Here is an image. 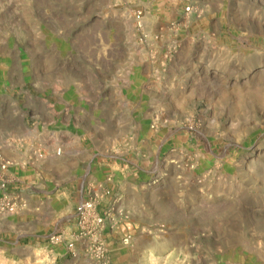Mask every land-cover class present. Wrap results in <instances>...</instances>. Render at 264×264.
Returning <instances> with one entry per match:
<instances>
[{
	"label": "rangeland",
	"instance_id": "rangeland-1",
	"mask_svg": "<svg viewBox=\"0 0 264 264\" xmlns=\"http://www.w3.org/2000/svg\"><path fill=\"white\" fill-rule=\"evenodd\" d=\"M4 197L0 264H264V0H0Z\"/></svg>",
	"mask_w": 264,
	"mask_h": 264
},
{
	"label": "built area",
	"instance_id": "built-area-1",
	"mask_svg": "<svg viewBox=\"0 0 264 264\" xmlns=\"http://www.w3.org/2000/svg\"><path fill=\"white\" fill-rule=\"evenodd\" d=\"M2 204V205H1ZM0 204V210L6 213H13L14 204L6 197L3 198L2 203ZM104 212L100 213L97 210L96 201L94 199H84L81 200L75 212V225L79 228V235L85 234L94 235L96 231L104 224L105 221ZM50 240L53 242H63L64 237L60 235H52ZM65 246L70 251L73 250L72 240L67 239Z\"/></svg>",
	"mask_w": 264,
	"mask_h": 264
},
{
	"label": "crops",
	"instance_id": "crops-1",
	"mask_svg": "<svg viewBox=\"0 0 264 264\" xmlns=\"http://www.w3.org/2000/svg\"><path fill=\"white\" fill-rule=\"evenodd\" d=\"M51 158H54V157H53V156H51V157H50V159H51ZM51 160H52V159H51Z\"/></svg>",
	"mask_w": 264,
	"mask_h": 264
},
{
	"label": "bare ground",
	"instance_id": "bare-ground-1",
	"mask_svg": "<svg viewBox=\"0 0 264 264\" xmlns=\"http://www.w3.org/2000/svg\"><path fill=\"white\" fill-rule=\"evenodd\" d=\"M167 117V116H166Z\"/></svg>",
	"mask_w": 264,
	"mask_h": 264
}]
</instances>
